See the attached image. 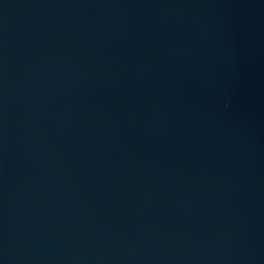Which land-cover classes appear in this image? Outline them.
<instances>
[{
  "label": "water",
  "instance_id": "water-1",
  "mask_svg": "<svg viewBox=\"0 0 264 264\" xmlns=\"http://www.w3.org/2000/svg\"><path fill=\"white\" fill-rule=\"evenodd\" d=\"M0 264H264V0H0Z\"/></svg>",
  "mask_w": 264,
  "mask_h": 264
}]
</instances>
